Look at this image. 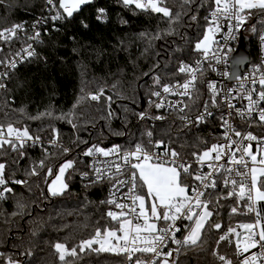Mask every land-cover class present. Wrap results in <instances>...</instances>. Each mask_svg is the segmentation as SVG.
I'll use <instances>...</instances> for the list:
<instances>
[{"label":"snow or ice","instance_id":"obj_1","mask_svg":"<svg viewBox=\"0 0 264 264\" xmlns=\"http://www.w3.org/2000/svg\"><path fill=\"white\" fill-rule=\"evenodd\" d=\"M3 2L0 0V4ZM92 3L94 0H45L46 10L52 14L36 19L31 26V35L27 34L25 23H13L0 28V44L9 46L12 41H19L21 34L27 41L43 43L42 25L49 21L70 22L82 6ZM120 3L130 11L161 14L170 25L166 35L176 36L182 41L181 45L171 49L169 55L188 48L190 55L195 56L191 62L178 59L175 71L168 77L171 80V77L182 74V81L165 82L156 72L162 63L158 61L151 73H144L152 81L147 92V108L137 112L125 107L123 111H131L141 122L155 120L175 124L179 129L178 136L216 120L220 135L212 143L197 137V143L203 147L191 151L187 157L172 146L174 141L171 136L154 139L151 129H145L141 134L142 139L134 141L128 148H122L119 144L103 147L92 143L83 149L82 155L92 159L89 170L80 175L92 185L109 184V197L101 203L112 207L107 209L102 219L115 224L109 227L106 223L96 227L88 238L81 239L72 247L66 243H55L53 247L59 261L61 264H73L85 253H111L125 256L129 264H180L181 255H187L188 251L197 248L203 250L206 230H213L219 236L211 254L220 264H264V209L261 208L264 205V134L257 135L246 130L264 128V60L252 65V71L244 76L239 71L228 70L238 69L248 62V57L228 42L236 39L237 33L255 13L264 17V0H208L207 3L205 0H180L179 9L175 12L168 6V0H120ZM200 9L207 13L202 17L203 24L199 22ZM97 13V20L107 18L105 8H98ZM182 16H187L190 22H194L193 26L202 29L192 39L171 27L178 24ZM122 23L126 24L127 21ZM261 23L264 24V20ZM81 24L88 27L83 21ZM251 28L253 32L256 31L254 25ZM56 30L59 31L58 28ZM141 36L149 41L162 39L159 33L153 36L141 33ZM218 36L223 39V44L217 39ZM260 39L264 41V35ZM33 43H26L15 52L10 49L5 52V47L0 46V54H3L0 55V67L4 69L0 71V90H7L4 81L11 72L38 56ZM171 43L175 44V41ZM163 68H168V64L164 63ZM209 70L223 80L235 81L238 87L202 79ZM198 82L204 84L208 93V98L202 103H199ZM102 96H105L103 88L88 94L90 100L97 102ZM170 96L177 99L170 100ZM105 100V121L119 118L111 108L112 97L106 96ZM241 101L246 103L238 107ZM16 111L24 114L23 108ZM45 117H52V113L42 112L28 118L35 120ZM236 118L244 122L245 130L235 124ZM124 119L126 121L127 117ZM68 122L72 123L71 120ZM76 126L72 124L73 128ZM114 134L124 135L123 132ZM77 142L89 144L80 137L73 144ZM46 143L60 149L61 155L72 151L60 142L59 130L55 128H52V138ZM178 146L184 147L183 144ZM29 147H40L43 158L33 161L25 170V175L39 177L43 172V182L48 185L50 197L62 196L68 189L65 177L75 168L76 161L63 160L54 173L47 163L53 154L42 137L30 132L27 125L17 126L16 122L9 120L0 123V200L15 195L14 185H29L28 179L14 178L16 169L13 168L28 158L26 149ZM10 156L11 160L8 159ZM46 177L54 178L49 181ZM222 201H231L228 207L231 216H252V220L238 221L235 225L214 220L224 206ZM26 207L17 201L20 211L12 215H21ZM178 233L182 234V238H177ZM225 243L232 248L235 262L221 252L220 245ZM31 254L30 250L21 253L26 256ZM0 257H4L3 264H21L13 256H5L4 252H0Z\"/></svg>","mask_w":264,"mask_h":264},{"label":"trees","instance_id":"obj_2","mask_svg":"<svg viewBox=\"0 0 264 264\" xmlns=\"http://www.w3.org/2000/svg\"><path fill=\"white\" fill-rule=\"evenodd\" d=\"M179 5L180 0H168V6L174 12L179 9ZM98 8L107 10L105 20L96 19ZM51 14L46 10L45 0H4L0 4V28L9 27L13 23H25L28 27L27 34L31 35V26L35 20ZM206 14L204 9L199 10L200 24H203L202 17ZM124 20L127 21L126 24L122 23ZM261 20L264 17L255 13L249 19L250 25L246 30L249 34L253 33L249 35L247 44L253 57L256 55L259 32L264 28ZM81 21L88 27H83ZM193 25L194 22H190L187 16H182L180 22L171 27L186 33L192 39L194 34L202 31ZM251 25L255 26V32ZM169 26L161 14L130 11L120 0H94V3L82 6L70 22L49 21L40 27L43 43L34 45L38 56L25 61L11 72L4 81L7 90H0V123L11 120L17 126L27 125L30 132L40 135L53 154L47 163L52 166L54 173L66 159H74L76 166L65 177L69 187L64 195L50 197L48 185L43 182V172L39 177L25 175V170L33 161L43 158L42 149H26L28 158L13 168L16 169L14 178L28 179L29 185H14L15 195L0 200V252H4L5 256H13L21 264H61L53 247L55 243H66L72 247L81 239L88 238L96 227L106 223L109 227L114 226L115 222L102 219L107 206L101 201L106 199L108 183L92 185L80 175L89 170V158L82 155V150L90 144L97 143L103 147L119 144L122 148H128L134 141L142 139L141 134L145 129H151L155 139H167L171 136L174 141L172 146L188 155L203 147L197 143V137H203L212 143L220 135L216 120H210L207 125L178 136L179 129L175 124L155 120L141 122L131 111H123L125 107L137 112L147 108V92L152 81L144 73H151L158 61L162 63L156 72L161 74L165 82H171L183 76L178 74L171 77V80L168 79L175 71L178 59L191 62L195 58L190 55L188 48L169 55L173 47L182 44L178 37L166 35ZM141 33L149 36L159 33L162 39L149 41ZM173 40L175 44L171 43ZM26 43L31 41H27L21 34L19 41H12L9 46H0L5 47V52L9 49L15 52ZM164 63L168 64V68H163ZM101 88L111 95V108L119 118L107 122L103 118L107 115L106 94L99 102L88 98L89 93L98 92ZM198 88L201 96L199 103H202L207 91L203 83ZM21 108L24 109V114L16 111ZM42 112H51L52 117L35 120L28 118ZM61 116L65 118H58ZM73 123L77 125L76 128L72 127ZM52 128L59 130L60 142L72 149L69 154L61 155L60 149L46 143L52 138ZM118 132H123L124 135L114 134ZM77 137L89 144H73ZM179 144L184 147L180 148ZM8 159L11 160L12 157ZM53 178L46 177L49 181ZM17 201L27 207L21 215L13 216L12 213L20 211ZM221 203L224 206L219 209L220 215L214 216V220L222 219L225 225L250 220L249 216H231L228 211L231 201ZM218 236L219 233L206 230L203 250L197 248L188 251L187 255H181L180 264H220L211 254ZM29 250L31 255H21ZM220 250L235 262L231 247L226 243L221 244ZM124 260L123 255L85 253L81 258L75 259L73 264H120ZM3 261L4 257H0V264Z\"/></svg>","mask_w":264,"mask_h":264},{"label":"built area","instance_id":"obj_3","mask_svg":"<svg viewBox=\"0 0 264 264\" xmlns=\"http://www.w3.org/2000/svg\"><path fill=\"white\" fill-rule=\"evenodd\" d=\"M26 26V25H25ZM27 27V26H26ZM244 27V26H243ZM247 27L248 26H246L245 27V33L249 36H251L253 33H251V34H249V33H247ZM27 29H28V27H27ZM243 28H241V30H242ZM241 30H240V32H238L237 33V35H236V39L235 40H233V41H229L228 43L230 44V45H232L234 48H236L237 47V44H238V42H239V38H240V36H241ZM261 35H264V28L262 29V30H260V32H259V37L257 38V43H256V55L253 57V55H252V58H251V60H250V63L246 66V68H245V70L243 71V73L241 74V76H244V75H247L249 72H251L252 71V65H258V64H260L261 63V60H264V41H261V39H260V36ZM217 39L218 40H220L221 41V43L223 44L224 43V41H223V39H221V37L220 36H218L217 37ZM31 43H33L32 41H31ZM35 45V43H33V46ZM205 67H207V65H205ZM218 68H223V66H218ZM4 69L3 68H0V71H3ZM229 71H231V68H229L228 69ZM184 79V76H182L180 79H177V80H183ZM202 79H204V80H214V81H221V83H223V84H227V86L228 87H238V85L236 84V82L235 81H226V80H223V78L222 77H220L217 73H213V72H211L210 70L209 71H207L206 72V74H205V76L204 77H202ZM200 83L198 82V84H197V87H198V85H199ZM206 91H207V89H206ZM106 94V93H105ZM106 96H111L110 94H106ZM208 98V93H207V95H206V99ZM169 99L170 100H176L177 99V97H175V96H170L169 97ZM185 99H187V98H185ZM234 103H235V101H234ZM244 103H246L245 101H241L240 103H238L237 104V106L238 107H241V106H243V104ZM215 111V110H214ZM158 114H161V113H157V115ZM169 120H171V117H169ZM235 124L238 126V127H240L241 128V130H245V126H244V122L243 121H241L239 118H236L235 119ZM246 130H248V131H253L255 134H257V135H262V134H264V128H261V127H253V128H248V129H246ZM155 139V138H154ZM214 142H215V140H214ZM105 147H110V146H105ZM254 150H255V144H254ZM184 155V154H183ZM186 157L188 156V155H185ZM91 159L92 158H89V160H88V165H89V163H90V161H91ZM189 159H190V157H189ZM109 184L107 185V189H106V194H107V196H106V199L109 197ZM105 199V200H106ZM107 206V209L109 208V207H112V206H110V205H106ZM249 221H251L252 220V216H249ZM183 231V230H182ZM177 238H182V234L181 233H178L177 234ZM170 247H175V245H170ZM143 258H145V259H147V257H143ZM120 264H129V262L127 261V259L125 258V260L122 262V263H120Z\"/></svg>","mask_w":264,"mask_h":264},{"label":"water","instance_id":"obj_4","mask_svg":"<svg viewBox=\"0 0 264 264\" xmlns=\"http://www.w3.org/2000/svg\"><path fill=\"white\" fill-rule=\"evenodd\" d=\"M248 25H250V22L245 24L243 29L241 30V36L239 38V42H238L237 47H236V48L240 49L241 54L246 55L248 57V62L242 66H239L238 69L231 68V71H239L240 74L243 73V71L245 70L246 66L250 63V60L252 58V53L250 52L249 48H247L249 36L245 33V27ZM218 220H221L224 222V220H222V219H218Z\"/></svg>","mask_w":264,"mask_h":264},{"label":"crops","instance_id":"obj_5","mask_svg":"<svg viewBox=\"0 0 264 264\" xmlns=\"http://www.w3.org/2000/svg\"><path fill=\"white\" fill-rule=\"evenodd\" d=\"M261 208L264 209V205H261Z\"/></svg>","mask_w":264,"mask_h":264}]
</instances>
